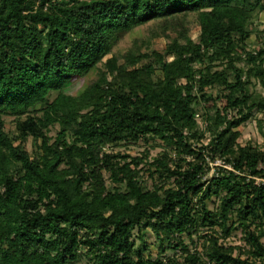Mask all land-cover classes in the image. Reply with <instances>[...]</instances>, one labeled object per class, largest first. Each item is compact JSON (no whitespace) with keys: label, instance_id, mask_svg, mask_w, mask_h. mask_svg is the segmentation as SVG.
<instances>
[{"label":"trees","instance_id":"16d2710c","mask_svg":"<svg viewBox=\"0 0 264 264\" xmlns=\"http://www.w3.org/2000/svg\"><path fill=\"white\" fill-rule=\"evenodd\" d=\"M261 13L264 0H0V264H264V147L238 143L264 115V41L247 48ZM150 23L180 31L99 67ZM141 139L162 151L106 150ZM235 227L244 246L224 242Z\"/></svg>","mask_w":264,"mask_h":264},{"label":"rangeland","instance_id":"374dc122","mask_svg":"<svg viewBox=\"0 0 264 264\" xmlns=\"http://www.w3.org/2000/svg\"><path fill=\"white\" fill-rule=\"evenodd\" d=\"M184 27L188 30V34L192 40H197L199 34V27L197 21L194 16H189L186 18L184 23ZM253 30L255 33L251 35L249 40L247 41V48L248 49H255L261 46V43L264 41V14L261 13L258 17L254 20ZM178 31H180V27L169 31H162V28L158 24H148L141 27H138L131 31L130 33L126 34L118 43L113 47L112 52L108 55L104 61L99 65L100 68L103 67L104 62L106 59L110 58L111 56H115L118 58V64L121 65L123 61V55L131 52V53H147L151 51H156L162 53L165 50L167 44H169L172 39L178 36ZM146 62V61H145ZM142 64V63H141ZM140 64V65H141ZM155 77H161L160 72H156ZM86 80H78L70 86L66 93L68 95H76L79 90L83 87ZM254 91L257 93H261L264 96V90L260 87L259 83L256 81L254 84ZM38 108V107H37ZM200 122V121H199ZM201 124V123H200ZM264 124V115L261 113L254 112L252 118L243 126L238 128L240 132V138L238 139V143L241 146L246 144H251L253 146H257L259 148L264 147V141L262 138V128ZM202 126V125H201ZM14 124L12 117L5 118V131L10 135L17 134L14 131ZM59 128L58 126L50 128L48 136L50 137L51 141L55 138L56 134L58 133ZM159 142H149L147 143L145 140L141 139L134 144H126L120 145L113 149H106L107 152H124L131 157H138L143 155L144 153L148 152L149 160L151 161L152 158L158 155L162 148L158 145ZM206 143V141H204ZM18 142L15 143L17 145ZM35 143L32 139H28L24 147L26 150L31 153L34 148ZM215 166H223L222 162L216 160L214 163H210V174H208V178L213 173V168ZM225 167V166H224ZM228 169V167H225ZM144 181L146 182V186L148 188L151 187L152 181L148 178L147 174L144 176ZM260 180H257L259 182ZM209 209H213L215 207L214 203H207ZM199 234H192L191 237L187 238L184 237L185 244L188 246L189 250H193L195 247L197 250L200 249L201 242L198 238ZM242 233L240 227H235L234 231L232 232L231 236L227 238L224 242L231 246H244V241L242 240ZM145 239L147 243L151 245L150 253L152 256H155L157 253V249L152 244L155 242V238L149 232L145 233ZM79 264V263H78ZM81 264V263H80Z\"/></svg>","mask_w":264,"mask_h":264},{"label":"built area","instance_id":"2783aa9c","mask_svg":"<svg viewBox=\"0 0 264 264\" xmlns=\"http://www.w3.org/2000/svg\"><path fill=\"white\" fill-rule=\"evenodd\" d=\"M257 181V180H256ZM260 182V181H259Z\"/></svg>","mask_w":264,"mask_h":264}]
</instances>
